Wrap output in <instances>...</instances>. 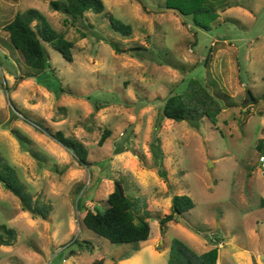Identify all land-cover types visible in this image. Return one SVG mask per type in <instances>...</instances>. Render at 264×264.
I'll return each mask as SVG.
<instances>
[{"label":"rangeland","instance_id":"obj_1","mask_svg":"<svg viewBox=\"0 0 264 264\" xmlns=\"http://www.w3.org/2000/svg\"><path fill=\"white\" fill-rule=\"evenodd\" d=\"M50 1L0 0V156L42 212L33 217L0 183V224L13 231L0 264H167L175 239L198 255L217 247L216 264H262L264 0H102L129 36L103 13L71 22ZM30 8L74 42L71 62L49 48L60 94L35 78L3 28ZM108 40L146 51L118 54ZM190 80L222 105L199 128L162 114ZM56 132L86 149L88 166ZM117 183L149 222L146 241L111 243L82 223L78 199L106 207ZM174 194L194 207L162 226Z\"/></svg>","mask_w":264,"mask_h":264},{"label":"trees","instance_id":"obj_2","mask_svg":"<svg viewBox=\"0 0 264 264\" xmlns=\"http://www.w3.org/2000/svg\"><path fill=\"white\" fill-rule=\"evenodd\" d=\"M50 6L52 9L63 13L71 22L84 20L87 12L103 13L114 31L122 36L131 34V26L107 11L102 0H52ZM88 25L93 27L91 24ZM3 28L12 47L21 53L26 66L39 71L35 78L52 91L58 94L63 92L59 80L51 70L49 48L58 51L66 61L71 62L74 42L67 39L63 33L56 31L46 17L33 8L17 12ZM107 43L118 54L128 52L136 55L141 51H146L143 46L121 48L113 41L108 40ZM0 65H2L1 61ZM30 77L33 75L26 74L23 78ZM186 87L182 92L172 93L165 99L162 105V114L167 119L175 122L186 121L191 127L199 128L201 119L207 117L209 120H213L215 113L219 112L222 105L218 99L209 93L206 85L203 86L190 80ZM5 88L9 89L8 87ZM12 116L19 118L15 112H12ZM36 126L50 135V132L40 124L36 123ZM108 135L109 132L105 131L101 135L99 143L102 144ZM53 137L68 148L79 162L89 165L87 151L80 143L64 137L61 132H56ZM258 147L261 148V145ZM158 173L161 177H166V173L161 168H159ZM0 183L15 196L22 199L23 210L29 211L33 217L42 213L38 207H30V201L22 192V186L15 168L1 156ZM106 201L107 206L101 207V211L98 206H94L92 210L87 209L80 198L78 199L77 209L84 211L82 223L86 228L116 244L139 243L149 238V222L136 214L137 208L134 201L124 193L120 184H115L113 191L107 195ZM193 207L194 203L188 195L174 194L171 199L170 213L159 220L160 225L163 226L169 221H178V216ZM0 230V244L10 245L13 231L3 224H0ZM217 249L214 247L206 253L198 255L190 250L186 244L175 239L167 264H216ZM102 263V259H99L92 264Z\"/></svg>","mask_w":264,"mask_h":264},{"label":"water","instance_id":"obj_3","mask_svg":"<svg viewBox=\"0 0 264 264\" xmlns=\"http://www.w3.org/2000/svg\"><path fill=\"white\" fill-rule=\"evenodd\" d=\"M245 100L246 101H251V100H253V97H252V95H251V93L248 91L247 92V97L245 98ZM98 206V205H97ZM99 208H100V210L102 211V209H101V207L100 206H98ZM261 262H262V264H264V258L261 256Z\"/></svg>","mask_w":264,"mask_h":264},{"label":"built area","instance_id":"obj_4","mask_svg":"<svg viewBox=\"0 0 264 264\" xmlns=\"http://www.w3.org/2000/svg\"><path fill=\"white\" fill-rule=\"evenodd\" d=\"M261 162H264V156L260 157Z\"/></svg>","mask_w":264,"mask_h":264}]
</instances>
